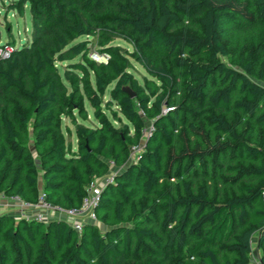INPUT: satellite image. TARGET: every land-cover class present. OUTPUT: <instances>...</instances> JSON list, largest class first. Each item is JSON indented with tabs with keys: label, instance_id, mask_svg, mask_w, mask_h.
Masks as SVG:
<instances>
[{
	"label": "trees",
	"instance_id": "trees-1",
	"mask_svg": "<svg viewBox=\"0 0 264 264\" xmlns=\"http://www.w3.org/2000/svg\"><path fill=\"white\" fill-rule=\"evenodd\" d=\"M13 1L31 36L4 45L0 31L12 48L0 54V194L80 208L110 163L123 169L96 209L104 233L0 214V264H252L256 233L264 264V0ZM127 55L151 79L130 75ZM85 101L96 126L75 118L88 120Z\"/></svg>",
	"mask_w": 264,
	"mask_h": 264
},
{
	"label": "rangeland",
	"instance_id": "rangeland-1",
	"mask_svg": "<svg viewBox=\"0 0 264 264\" xmlns=\"http://www.w3.org/2000/svg\"><path fill=\"white\" fill-rule=\"evenodd\" d=\"M14 3L13 0H0V31L2 33V44L7 45L11 43L12 41L15 42L17 47H22L25 42L30 40V34H31V16L28 12V9L25 11V15H20L19 12L15 11L10 7ZM93 39H89L88 37H82L79 40H77L75 43H83V42H92ZM115 46H120L127 50L128 52L132 53L134 52V48L131 44L127 43L124 40H116L114 42ZM91 50L90 51H100L101 48L97 46L90 45ZM12 48L10 45L6 47L5 49H0V51L3 54L4 52H9L11 51ZM127 58L130 59V61L133 64V68L129 71V74L134 76L140 84H144L145 79H151V75L144 67V65L136 62L130 55H127ZM79 61V58L76 59V61ZM67 64L61 65L59 64V71L63 75L64 73V68ZM116 86V82H114L108 90L104 94V99L105 102L109 101L110 99V90ZM85 107L87 109V114H88V120L82 119L78 113H75V118L78 121V123H83L88 126H96L98 125V121L95 118L94 115V110L90 107L89 103L85 101ZM169 108L168 105L164 104L162 105V111L164 112ZM114 111L117 112L118 108L116 104L114 105ZM104 113L107 115L110 121H112L113 125L116 127H121L122 123L118 120H115L113 118V115L111 114L110 110L107 108H103ZM118 117L122 118L121 115H118ZM123 124H128L126 120L123 119ZM150 123L146 124V127H149ZM71 130V134L67 133V129ZM132 127H131V132H132ZM63 131L65 133L67 141L72 145L77 148V138L75 134V127L72 124L70 119L64 118L63 119ZM138 155L133 156L129 163L128 166L132 163L138 162ZM123 169V168H122ZM18 209V208H17ZM18 213L19 209H18ZM17 219V218H16ZM97 226L99 227L100 231L102 233L106 232L107 228L106 226L100 224L99 222L97 223ZM260 233H256L252 239V253L250 255L251 258V263L252 264H260V256H261V251L258 250L257 247V241L259 238Z\"/></svg>",
	"mask_w": 264,
	"mask_h": 264
},
{
	"label": "built area",
	"instance_id": "built-area-1",
	"mask_svg": "<svg viewBox=\"0 0 264 264\" xmlns=\"http://www.w3.org/2000/svg\"><path fill=\"white\" fill-rule=\"evenodd\" d=\"M0 53L2 52L0 51ZM3 55L8 56V53L4 52ZM89 56L92 61L99 65H108L111 60V55L109 53L100 52L99 50L91 51ZM172 110L173 108H167V110L164 112L162 111V113L163 115H167ZM153 132L154 126L150 124L149 127H146L142 131L143 141L148 139ZM142 149V144L131 147V158L138 155L139 159ZM110 166V172L105 177L94 180L88 186L87 196L83 200L80 208L63 209L52 205L47 201L44 193L40 195L36 204L22 202L18 197H11L9 199L18 207L20 219H24L27 222L37 221L41 223H49L52 220H64L75 232L81 234L85 225H97L98 218L96 209L101 202L102 193L108 186L115 183L116 176L122 171L121 168H117L113 163H110ZM4 199L6 198L0 194V207Z\"/></svg>",
	"mask_w": 264,
	"mask_h": 264
},
{
	"label": "crops",
	"instance_id": "crops-1",
	"mask_svg": "<svg viewBox=\"0 0 264 264\" xmlns=\"http://www.w3.org/2000/svg\"><path fill=\"white\" fill-rule=\"evenodd\" d=\"M74 149H76L75 146H73ZM42 187V182L40 181V188ZM18 207L12 202L10 201L9 198H6L4 200H2V205L0 207V214H7V215H11L13 217H15V219L17 218L20 219V214L18 213Z\"/></svg>",
	"mask_w": 264,
	"mask_h": 264
},
{
	"label": "water",
	"instance_id": "water-1",
	"mask_svg": "<svg viewBox=\"0 0 264 264\" xmlns=\"http://www.w3.org/2000/svg\"><path fill=\"white\" fill-rule=\"evenodd\" d=\"M123 90H124L125 92H127V93L131 96V98H134V97H135V93H133L131 89H129V88H124Z\"/></svg>",
	"mask_w": 264,
	"mask_h": 264
}]
</instances>
